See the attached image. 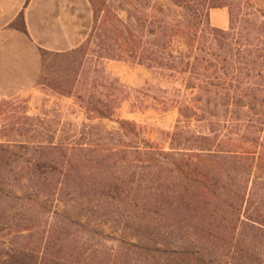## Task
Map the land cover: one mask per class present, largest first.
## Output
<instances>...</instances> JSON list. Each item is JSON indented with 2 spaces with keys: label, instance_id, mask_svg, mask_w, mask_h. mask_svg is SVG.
Returning <instances> with one entry per match:
<instances>
[{
  "label": "trees",
  "instance_id": "16d2710c",
  "mask_svg": "<svg viewBox=\"0 0 264 264\" xmlns=\"http://www.w3.org/2000/svg\"><path fill=\"white\" fill-rule=\"evenodd\" d=\"M133 1L89 0L83 42L42 51L83 120L0 98V264H264V2ZM112 59L169 85L128 87ZM125 100L173 127L149 138Z\"/></svg>",
  "mask_w": 264,
  "mask_h": 264
},
{
  "label": "crops",
  "instance_id": "0c3cea01",
  "mask_svg": "<svg viewBox=\"0 0 264 264\" xmlns=\"http://www.w3.org/2000/svg\"><path fill=\"white\" fill-rule=\"evenodd\" d=\"M213 9L211 23L227 27V10L213 17ZM20 12L25 31L12 25ZM92 21L89 0H0V96L34 88L40 78L42 51L65 52L79 46Z\"/></svg>",
  "mask_w": 264,
  "mask_h": 264
},
{
  "label": "rangeland",
  "instance_id": "374dc122",
  "mask_svg": "<svg viewBox=\"0 0 264 264\" xmlns=\"http://www.w3.org/2000/svg\"><path fill=\"white\" fill-rule=\"evenodd\" d=\"M134 2L133 0H130ZM264 2V0H262ZM226 9H213L218 17L221 12ZM60 56L47 53L43 56V77L38 80V84L34 88L28 90L24 94L12 95L9 97H16L20 100L16 104H23L26 107L27 113L31 115H53L56 113L63 120H72L80 122L83 120V114L76 107L70 106L72 98L67 96L57 95L51 92L47 86L48 76L51 75V68H63L61 66L62 59ZM63 63V62H62ZM64 64V63H63ZM104 68L108 73L119 78L120 82L131 88H139L146 81L157 82L162 86H168L169 82L165 79L152 78L150 70L139 64H132L124 60H107ZM47 75V77H46ZM45 76V77H44ZM0 98H3L0 96ZM118 118L134 119L139 124L143 125L146 136L151 139H158L160 131L170 130L177 117L176 109H169L165 112H158L154 108H146L144 110H130V100H125L117 113ZM0 122H2L0 117ZM108 125L113 124L114 121L103 120Z\"/></svg>",
  "mask_w": 264,
  "mask_h": 264
}]
</instances>
